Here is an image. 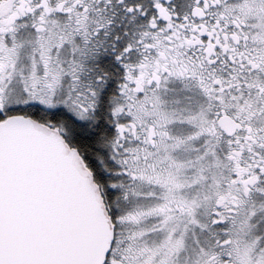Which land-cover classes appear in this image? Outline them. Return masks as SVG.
I'll return each instance as SVG.
<instances>
[{
  "label": "snow or ice",
  "instance_id": "1",
  "mask_svg": "<svg viewBox=\"0 0 264 264\" xmlns=\"http://www.w3.org/2000/svg\"><path fill=\"white\" fill-rule=\"evenodd\" d=\"M0 264H264V0H0Z\"/></svg>",
  "mask_w": 264,
  "mask_h": 264
}]
</instances>
